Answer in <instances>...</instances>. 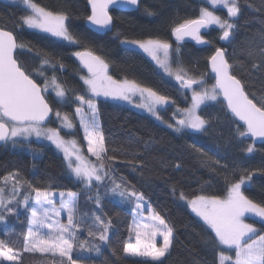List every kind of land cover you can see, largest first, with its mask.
Segmentation results:
<instances>
[{"label": "snow or ice", "instance_id": "1", "mask_svg": "<svg viewBox=\"0 0 264 264\" xmlns=\"http://www.w3.org/2000/svg\"><path fill=\"white\" fill-rule=\"evenodd\" d=\"M202 4L208 6H201L195 18L173 22L171 34L177 42L176 47L159 37L125 38L120 41L129 50H142L151 57L163 73L176 82L183 101L190 100L187 107H180L172 97L135 79L114 80L108 75L105 60L88 48L71 53L88 73L87 76H80L88 98L76 95L71 102L77 105L74 115L79 118L87 152L95 157L93 162L83 155L76 140H65L61 135L62 130L66 135H74L77 127L68 113L54 106L69 103L70 90L55 75L51 78L46 75L48 70L55 73L64 69L62 60H58L56 54L35 49L31 44L18 40V34L26 30H39L68 47H81V39L70 31L78 9L74 8L71 0L56 10H49L36 0H10L9 6L19 8L23 14H0V146L11 144L15 147L33 137L50 141L62 152L67 171L82 185L86 201L94 204L96 210L91 215L80 214L81 192H57L52 190L51 185L34 186L18 170L7 172L0 176V224L7 226L10 216L19 220L23 209L27 216V228L20 234L23 240L20 248L9 240L0 239V264H22L24 253L37 252L49 254L52 264H83L73 258L74 249L99 256L101 245L115 254L116 239L110 236L114 230L112 217L102 206L106 197L113 198L120 205H128L132 215L128 241L120 249L122 253L126 257L138 258L137 264H168L177 240L176 226L152 208L145 191L137 189L135 184L119 175L116 167V153L120 152L129 157L121 163L143 176L150 168L147 155L155 141L136 138L135 144L109 148L98 119V97L133 104L150 113L173 133L189 138L209 133L219 124V116L205 113L220 105L222 110L226 109L224 115L230 114L235 125L234 137L240 144L243 146L246 140L252 139L251 143L242 147L244 153L256 152L257 140L264 145V0L259 7L245 4L244 0H202ZM128 7L139 10L142 0H84V11L88 14L83 18L96 30L112 31L115 25L110 9ZM246 7L253 8L260 15L262 27L256 37L248 40L241 49L232 48L229 51L240 31L239 20ZM221 8L226 9V16L217 14V9ZM145 14L157 15L147 8ZM212 26L219 30L218 40L225 46H216L212 40L205 38L206 33L202 30ZM185 38L214 49L207 58L214 80L211 85L205 73L196 74L195 70L184 66L180 43ZM22 55H31L39 61L35 75L43 78L42 83H38L20 62ZM252 87H257L261 94L252 92ZM50 88L54 93L50 96L52 103L45 98ZM171 108L175 110L171 114L172 122H169L160 113ZM53 123L60 126L50 127ZM186 150L195 154L209 173L223 176L226 182V194L223 196H189L175 183L171 185L172 194L185 202L211 233L202 239L205 250L211 255V262L207 255L201 257L195 250H189L188 264H264V199L258 201L245 195L254 176L259 174L264 177V167L250 170L233 164L230 169L226 156L220 151L206 150L197 142L188 144ZM174 167L182 170L179 163ZM205 183L210 186L209 182ZM64 211L67 213L66 223L60 219ZM145 212L148 214L145 215ZM249 218L255 222L249 223ZM82 228L92 238L91 242L77 239V232ZM6 234L10 235L11 230H7Z\"/></svg>", "mask_w": 264, "mask_h": 264}, {"label": "trees", "instance_id": "2", "mask_svg": "<svg viewBox=\"0 0 264 264\" xmlns=\"http://www.w3.org/2000/svg\"><path fill=\"white\" fill-rule=\"evenodd\" d=\"M41 6L49 10H56L63 6L67 0H36ZM76 11L72 21L70 31L81 39V47H68L64 42L56 41L53 37L33 30H26L18 34V40L31 44L35 49H43L46 52L56 54L58 60H62L64 69L53 73L51 70L46 75L51 78L55 75L62 80L69 94L70 102L64 105H54L60 107L62 112H66L74 118L76 104L71 102L76 95H86V86L80 79L85 76L80 68L76 57L71 53L90 49L96 55L101 56L108 64V73L115 79L124 80L125 78L135 79L138 83L152 87L161 94L172 97L180 106L184 105L181 101V94L177 86L166 78L156 67V65L138 50H129L120 43L127 39H146L149 37H159L168 40L176 47L177 42L171 34L173 22H181L185 18H195L199 8L203 6L202 0H143L142 7L133 12H123L110 10L115 25L112 31L104 34H97L87 27V21L83 18L88 13L84 11V0H71ZM245 4L259 7L261 0H244ZM145 8L157 13L156 16L145 14ZM9 13L16 16L23 12L16 7L0 1V14L8 16ZM260 15L253 11V8H244L239 20L240 31L236 34L234 42L230 47L237 50L241 49L245 43L256 37L261 29ZM205 38L210 39L216 46H225L224 42L218 40L219 30L216 27L207 29ZM119 34V38H117ZM182 52V62L190 70H195L196 74L205 73L208 83H214L208 70L207 58L212 54L213 48L207 45H200L196 42L180 43ZM20 62L26 69L33 74V78L38 83H42L43 78L37 77L35 72L39 69V61L31 55H22ZM238 77L240 76L237 73ZM252 92L257 91V87L251 88ZM49 102L52 100L49 98ZM99 107V118L101 127L104 131L105 139L109 148H119L129 143L135 144L136 138L143 140L153 139L147 161L150 164L141 176L138 171L124 166L122 160L129 157L117 152L118 157L116 167L119 175L126 177L137 189L145 191L146 197L151 205L160 211L165 218L176 226L177 240L174 242V249L168 264H188L190 259L189 250H195L201 257L207 255L211 262V255L205 250L202 239L211 234L207 226L199 217L171 192V185L175 183L178 188L189 196L194 194L206 195H225L226 182L223 176H216L209 173L201 165L200 160L186 146L197 142L199 146L206 147V150L220 151L226 156L229 168L235 164L237 168H248L250 170L264 167V146L256 145L257 151L247 154L242 151V147L251 143L246 140L242 146L234 137L235 125L232 124L230 114L224 115L226 109L222 106L208 109L205 115L211 114L219 116V124L212 131L206 134H195L189 136H179L172 130L162 125L151 116L138 112L125 105L113 103L103 99L96 100ZM174 108L160 114L165 118H170ZM58 127L57 123L50 124ZM75 133L79 142L84 146L83 139L78 127ZM63 132V131H62ZM64 135L65 132H63ZM211 155L212 152H209ZM179 163L182 170H177L174 165ZM19 171L21 176L32 181L34 186L51 185L53 191H74L81 192L79 202L80 214L91 215L96 210V206L86 201L82 192V185L69 174L65 167L64 158L51 145L37 143L35 141L21 148L0 147V176L9 171ZM215 177V178H213ZM205 182H209L206 184ZM203 187V190H202ZM27 186H25V191ZM245 195L250 198L264 199V177L259 174L253 177L252 184L245 191ZM104 211L112 217L113 231L110 236L116 239L117 252L113 254L108 247H101V255L95 253L80 252L74 249L73 258L79 259L83 264H137L138 258L126 257L122 251L123 243L128 241L129 229L132 224V215L128 205H120L114 199L106 197L102 201ZM250 223H254L253 218H249ZM257 227H260L256 223ZM27 216L22 209L19 220L14 216L8 217L7 226L0 224V239L9 240L17 248L22 245L23 232H26ZM11 230V234H6ZM77 239L80 241H92L87 232L82 228L77 232ZM134 239V237H133ZM88 253V255H86ZM6 264V263H4ZM22 264H52L49 254L24 253Z\"/></svg>", "mask_w": 264, "mask_h": 264}, {"label": "rangeland", "instance_id": "3", "mask_svg": "<svg viewBox=\"0 0 264 264\" xmlns=\"http://www.w3.org/2000/svg\"><path fill=\"white\" fill-rule=\"evenodd\" d=\"M0 1H2V2H4V3H7V4H9V2H10V0H0ZM203 6H208V5H206V4H203ZM217 14L218 15H222V16H226V9H217ZM212 27H216V26H212ZM33 31H37V32H39V30H33ZM40 33H42V32H40ZM43 34H46V33H43ZM48 35V34H47ZM55 39V38H54ZM123 47H125V48H128V46H125V45H122ZM138 50V49H137ZM138 51H140L143 55H145L148 59H150L151 61H152V59H151V57H149L146 53H143V51L142 50H138ZM154 64H155V62L154 61H152ZM156 65V64H155ZM156 67L158 68V70L166 77V78H168L173 84H175L176 85V82L171 78V77H168L167 76V74L166 73H163V71L156 65ZM108 75L109 76H111L109 73H108ZM112 77V76H111ZM113 78V77H112ZM114 80H118V81H122V80H119V79H115V78H113ZM57 80L61 83V84H63L64 85V83H63V81L62 80H60V79H58L57 78ZM210 85V84H209ZM65 86V85H64ZM66 87V86H65ZM49 93H51V95H54V93H52V91H51V88L49 89ZM97 99H103V100H107V101H110V102H113V103H117V104H121V105H125V106H127V107H129V108H131V109H134V110H136V111H138V112H141V113H144V114H147V115H149V116H151L153 119H155V117H153L150 113H148L147 111H145V110H143V109H140V108H137V107H135L133 104H129L128 102H126V101H121V100H113V99H111V98H105V97H103V96H101V97H98ZM181 101H183V97H182V95H181ZM184 102V101H183ZM189 103H190V100L188 101V102H184V105H182V106H180L179 104V106L180 107H187L188 105H189ZM77 106V105H76ZM75 106V107H76ZM75 110V109H74ZM86 110V109H85ZM161 115V114H160ZM162 116V115H161ZM71 119H72V121H73V123L74 124H76L77 125V127L79 128V130H80V133H81V137H82V139H83V144H84V146L79 142V140H78V138L76 137V135L74 134V135H64V133L63 132H65V130H62L61 131V135L65 138V140H76V142H77V144H78V146H79V149H80V151L83 153V155L87 158V159H89V160H91V161H95V157H92L91 156V154L90 153H88L87 152V142H86V140L83 138V130H82V128L80 127V125L78 124V117H76L75 115H74V118H72V117H70ZM165 120H168L169 122H172L171 121V117L170 118H165V117H163ZM98 119H99V122H100V118L98 117ZM156 120V119H155ZM156 121H158V120H156ZM159 122V121H158ZM160 123V122H159ZM58 124V123H57ZM162 124V123H161ZM100 125H101V123H100ZM162 125H164V124H162ZM50 127H52L51 125H49ZM60 125L58 124V127H59ZM165 126V125H164ZM171 130V129H170ZM75 131V133H76V131H77V128L74 130ZM33 141H35V142H37V143H43V144H46V145H51V146H53L54 148H55V150L63 157V154H62V152H60L59 150H57L56 149V147H55V145H53L50 141H47V140H37L35 137H33V138H31V140L30 141H27V142H25V143H23V144H18L17 146H15V147H13L11 144H7V145H5L4 146V148H11V149H15V148H21V147H25L26 145L28 146V144H30L31 142H33ZM87 155H89V157L90 158H88L87 157ZM58 192V191H57ZM113 199V198H112ZM179 200V199H178ZM180 201V200H179ZM182 204H184V205H186V203L185 202H183V201H180ZM30 203H31V201H30ZM187 206V205H186ZM57 207H59V197H57ZM151 207L152 208H154L152 205H151ZM189 208V207H188ZM190 209V208H189ZM191 210V209H190ZM148 213L147 212H145V215H147ZM66 218H67V213H66V211H64V212H62L61 213V217H60V219H61V221L62 222H64V223H66ZM249 222V221H248ZM250 223V222H249ZM110 234H111V232H110ZM86 240V239H85ZM133 242H134V239H133ZM96 243H99V241H96ZM158 243H159V241H158ZM101 247H107V246H105V245H101ZM86 255H88V253H86ZM4 263H6V264H9V262H4Z\"/></svg>", "mask_w": 264, "mask_h": 264}, {"label": "water", "instance_id": "4", "mask_svg": "<svg viewBox=\"0 0 264 264\" xmlns=\"http://www.w3.org/2000/svg\"><path fill=\"white\" fill-rule=\"evenodd\" d=\"M143 1V0H142ZM110 10H118V11H123V12H133L135 11L136 9L135 8H131V7H128V8H112ZM87 27L92 30L93 32L97 33V34H104L106 32H109V31H100V30H96L92 25H90L88 22H87ZM207 31V29L205 30H202V33H205ZM175 39V37H174ZM185 42H195L194 40H191L190 38H185V40L181 43H185ZM77 59V58H76ZM81 69L84 71L85 75H88L87 73V69L83 68V66L81 65V63L79 62V60L77 59ZM208 70H209V73L210 75L212 76V73L210 71V66L208 64ZM46 98V97H45ZM242 123V122H241ZM248 140L252 141L251 138H249ZM256 145H262L261 142L259 140L256 141ZM5 145L3 146H0V147H4ZM264 146V145H263Z\"/></svg>", "mask_w": 264, "mask_h": 264}, {"label": "flooded vegetation", "instance_id": "5", "mask_svg": "<svg viewBox=\"0 0 264 264\" xmlns=\"http://www.w3.org/2000/svg\"><path fill=\"white\" fill-rule=\"evenodd\" d=\"M77 60V59H76ZM78 62V61H77ZM79 64V63H78ZM80 66V65H79ZM81 68V67H80ZM84 72V71H83ZM85 74V73H84ZM85 76H87V75H85ZM68 95H69V98H71V95L68 93ZM49 96H52L51 95V93H49L48 95H46V98H49Z\"/></svg>", "mask_w": 264, "mask_h": 264}, {"label": "crops", "instance_id": "6", "mask_svg": "<svg viewBox=\"0 0 264 264\" xmlns=\"http://www.w3.org/2000/svg\"><path fill=\"white\" fill-rule=\"evenodd\" d=\"M87 157L90 158L89 155H87Z\"/></svg>", "mask_w": 264, "mask_h": 264}]
</instances>
